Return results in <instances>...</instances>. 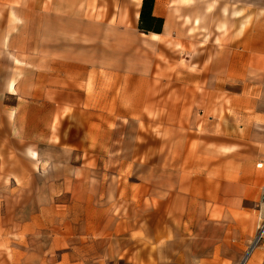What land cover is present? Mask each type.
Here are the masks:
<instances>
[{
  "label": "crops",
  "instance_id": "1",
  "mask_svg": "<svg viewBox=\"0 0 264 264\" xmlns=\"http://www.w3.org/2000/svg\"><path fill=\"white\" fill-rule=\"evenodd\" d=\"M141 2L0 0L9 264H147L184 238L177 253L191 264H228L226 248L242 254L264 216L252 145L264 142V114L255 102L211 101L264 69V0H154L159 32L138 28ZM220 110L235 116L206 114ZM18 191L37 193L24 205ZM65 192L73 215L55 209ZM22 206L25 242L59 249L71 230L85 237L79 254L26 252V262L2 236L5 208ZM209 223L225 226L213 242L200 236ZM244 264H264V238Z\"/></svg>",
  "mask_w": 264,
  "mask_h": 264
},
{
  "label": "rangeland",
  "instance_id": "2",
  "mask_svg": "<svg viewBox=\"0 0 264 264\" xmlns=\"http://www.w3.org/2000/svg\"><path fill=\"white\" fill-rule=\"evenodd\" d=\"M248 82L249 83L246 84L247 85L246 87H236L232 91L225 89L222 92H220L219 94L211 95V101H218V102H223V103H228V102H232V101H235V102H239V101L255 102L258 105V109H259L258 114H264V69L260 70L257 81L255 84L253 83V79H252V83H250L249 79H248ZM225 108H228V107H225ZM215 113L218 114L219 121H223L225 114L227 116H232V117L235 116L234 115L235 112L228 111V110H225V111L220 110L217 112H214V111L213 112L212 111L206 112V114L209 116H212ZM207 119H209V118H207ZM261 122H263V121H261ZM259 124L262 125L264 123L259 122ZM150 129L151 128L148 126L147 127V133L150 131ZM259 134H261V135L264 134V127L263 126H259ZM252 145L255 147L254 159L257 162L259 161L262 163V166L258 167V172H257L258 181H259L258 182L259 183L258 190L260 191L261 187L264 186V142H257V143L252 144ZM172 146H174V144H172L170 142H167V143L163 142V153L165 155L169 154L168 151L170 150V148ZM262 190H264V188ZM33 193H37V192L29 193L26 191H18V192H14V195H16L19 198L20 202H22L25 205V204H29L31 202V200H32L31 195ZM257 198H258V196H256L254 200H256ZM59 201H60V203H59L60 205H57L55 207L56 210H62L66 214V216L73 215L75 213V211H74L75 208H74V206L70 200L69 192H65V194L60 196ZM259 203L261 204V201L257 202V206L259 205ZM262 207L264 208V206H262ZM5 209L6 210L4 211V217L6 220V224H4V225L10 227L12 230H11V232L3 233L2 236L9 238L10 242L12 244L17 245V246H12V247H14V250L16 253L20 252L22 254L21 256L24 257L23 259L26 258V256L23 255L26 252L31 253L33 258H36L38 260L41 258V256L43 255L44 252L49 253V250H50V252H52L54 254V256L56 258L58 257L59 253L71 252L73 256H74V254H76V255L79 254V252H80L79 246L77 245L76 241L80 242L81 240H84L85 239L84 236H80L78 234L74 235L71 232V230H66L65 237L68 238L65 241L66 246H59V249L55 248L52 250V248L48 247V245H47V246H42V248L38 249L39 247H36V244H34L37 242H33V240H28L25 242L26 235L21 234V233L19 234L20 226L23 224L21 222V220L26 217L27 213H30L28 211V208L25 206H22V207H6ZM255 226H256V224H255ZM224 227L225 226H223L221 224L217 225L215 223H209L208 225H204L203 229L200 232V234H201L200 236H203L204 239L208 238L211 242H213L218 237V235L221 233V231L224 229ZM254 234H255V227H254V223H253V225L251 226L249 242L253 238ZM167 236H168V238H170L169 239V241H170L171 235L168 234ZM35 237L37 238L38 242L39 241L44 242L45 240H49V239L53 238L54 235L50 233V229H49V232L43 236V239H42L41 235H38ZM262 238H264V234H263ZM184 239L178 240V242H174V245L172 247H170L168 245V247H166V251L168 253H166L167 255L165 254L163 256L162 261H157V259L159 257L158 254L156 256L153 254H149L147 264H191V262L189 260V256H187L185 254L179 255V253H177V251H179V250L180 251L186 250V240H184ZM1 241H2V239L0 237V242ZM177 243H179L181 246L177 247ZM248 243H247V245H248ZM247 245H246V247H247ZM246 247H245V249H246ZM99 249L101 250V245L99 246ZM195 250H199V248L195 249ZM244 251L241 254V253L237 252L235 250V248L227 247L226 251H225V255L228 258L227 263L228 264H241L240 259L243 256ZM197 257H199V256L195 255V259ZM25 261L27 262L26 259H25ZM32 262H36V260L32 259ZM111 263H114V264H134L133 260H129V259H125V258H119L113 262H110L109 264H111ZM0 264H9V256L7 254V250L4 247H2V245H0Z\"/></svg>",
  "mask_w": 264,
  "mask_h": 264
},
{
  "label": "trees",
  "instance_id": "3",
  "mask_svg": "<svg viewBox=\"0 0 264 264\" xmlns=\"http://www.w3.org/2000/svg\"><path fill=\"white\" fill-rule=\"evenodd\" d=\"M154 0H142L139 11L138 28L141 31H156L162 29L163 18L152 13Z\"/></svg>",
  "mask_w": 264,
  "mask_h": 264
},
{
  "label": "built area",
  "instance_id": "4",
  "mask_svg": "<svg viewBox=\"0 0 264 264\" xmlns=\"http://www.w3.org/2000/svg\"><path fill=\"white\" fill-rule=\"evenodd\" d=\"M260 201L264 205V190L261 193ZM264 234V216H261L259 220L256 223L255 226V234L251 241L248 243L243 256L240 259V263L244 264L246 259L248 258L250 252L253 250V248L259 243V241L262 239Z\"/></svg>",
  "mask_w": 264,
  "mask_h": 264
}]
</instances>
